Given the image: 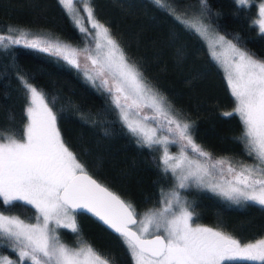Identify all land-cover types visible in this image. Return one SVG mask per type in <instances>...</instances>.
Masks as SVG:
<instances>
[{"label": "snow or ice", "instance_id": "snow-or-ice-1", "mask_svg": "<svg viewBox=\"0 0 264 264\" xmlns=\"http://www.w3.org/2000/svg\"><path fill=\"white\" fill-rule=\"evenodd\" d=\"M153 2L191 35L202 40L209 37V26L200 18L208 11L207 0H200L203 9L200 16L188 15L187 11L176 14L164 0ZM235 2L241 8L250 6V0ZM58 3L82 38L95 42L94 49L87 46L78 49L58 36L12 27L9 31L18 34L0 35V50L19 45L78 72L81 70L79 56L84 55L94 66L93 72L83 71L85 83L111 94L129 132L138 137V144L164 147L165 171L175 175L180 169L177 188H187L191 183L227 201L251 202L264 208V59L237 47L225 36L214 34L210 55L218 62L223 58L235 105L232 111L222 115L240 118L243 132L239 139L245 153L257 162L234 165L227 158L213 160L193 139L192 125L172 114L165 97L128 61L109 27L96 19L92 0H58ZM74 4L81 8L77 9ZM81 10L86 13L89 27L84 26V18L79 15ZM258 15L259 19L252 24L264 36V3L258 6ZM89 28L94 30V35ZM216 45L224 51L218 54ZM176 56L182 58L183 50L177 49ZM105 72L112 77L111 86ZM19 80L28 101L26 122L19 137L14 132L0 131V208L6 206L0 210V241L11 246L17 259L12 261L0 255V264H111L90 244L82 242L78 248L69 247L55 235V228H49L50 222L57 228L62 225L79 237L81 230L76 216L80 214H90L117 234L133 264H264V238L242 242L219 226L194 224V212L176 190L170 196L161 192L163 203L159 209L138 213L132 202L95 179L65 141L57 124V113L50 106L56 98L46 97L43 89L24 77ZM143 107H150L154 115L140 117ZM161 117L162 131L174 139L170 140L169 135L158 137L154 128L145 130L143 121ZM177 142L182 144L178 159L167 152V146ZM186 150L195 153V157H189ZM173 159L176 162L170 164ZM20 205L35 210L36 223L5 214L6 210ZM137 215L142 216L139 222Z\"/></svg>", "mask_w": 264, "mask_h": 264}, {"label": "trees", "instance_id": "trees-1", "mask_svg": "<svg viewBox=\"0 0 264 264\" xmlns=\"http://www.w3.org/2000/svg\"><path fill=\"white\" fill-rule=\"evenodd\" d=\"M169 1L177 10H191L200 3ZM260 1L250 0V6L241 8L235 0H207L206 18L218 33L264 59V36L252 24ZM92 6L94 16L109 27L128 61L165 97L177 116L192 125L197 144L212 157L227 158L234 165L252 159L239 139L240 118L222 115L235 105L222 69L204 40L191 35L153 0H92ZM12 27L46 31L75 46L84 41L58 0H0V35L7 36ZM177 49L183 50L180 59ZM19 77L43 89L46 97L56 98L50 106L57 113L65 141L90 174L132 202L138 213L160 206L162 191L181 190L186 206L194 212L193 222L219 226L242 242L264 237V208L251 202L228 203L196 185L177 188L158 152L135 141L108 92L85 83L81 71L19 45L0 50V131L19 137L26 122V92ZM5 213L25 221L36 216L25 205ZM76 220L79 237L70 229L57 228L63 242H86L111 264H133L117 234L88 214L77 215ZM0 250L17 258L8 247Z\"/></svg>", "mask_w": 264, "mask_h": 264}, {"label": "rangeland", "instance_id": "rangeland-1", "mask_svg": "<svg viewBox=\"0 0 264 264\" xmlns=\"http://www.w3.org/2000/svg\"><path fill=\"white\" fill-rule=\"evenodd\" d=\"M199 2H200V0H199ZM164 3H166V4H169V5H171L172 6V8H174L175 9V12H176V14H182L183 12H185V11H187V13H188V15H196V16H200V14H201V11H203V9H202V7H201V5H200V3H198L197 5H194L195 7H193V9H191V10H184V9H182V10H177L176 9V7H174V5L171 3V1H169V0H164ZM262 3H264V0H261L260 2H258L257 3V9H258V6L260 5V4H262ZM74 7H76L77 9H80L81 8V5H79V4H74ZM258 12V11H257ZM79 15L81 16V17H83L84 19H83V23H84V26L85 27H89V24H88V20H87V18H86V13L84 12V11H80L79 12ZM200 18H201V20L203 21V23H205L206 25H208L209 26V29H210V35H209V37H206V38H204L203 40H204V42L206 43V45H207V48H208V50H209V52L211 53V51L213 50L212 49V46H211V41H212V39H213V37H214V34H217L218 32L215 30V29H213V27L210 25V23H209V21L207 20V18H206V13L203 15V16H200ZM257 19H259V15L257 14V17H256V19L255 20H257ZM24 28V27H23ZM26 29H29V28H26ZM34 33H37V34H47V35H50V33L49 32H46V31H40V30H34V29H31ZM89 30L90 31H92L93 32V35L95 34L94 33V30H92V29H90L89 28ZM9 33L11 34V35H13V36H15V35H17L18 33L17 32H8V35H9ZM219 35H222V34H220V33H218ZM224 36V35H223ZM53 37V36H52ZM226 39H228V38H226ZM228 40H230V39H228ZM117 42V41H116ZM73 47H76V48H78V49H83L85 46H87V47H89L90 49H94V47H95V42L91 39V38H88L87 40H85L84 39V41H83V43L81 44V45H79V46H75V45H72ZM238 47V46H237ZM215 50H216V52L219 54V53H222L224 50L219 46V45H216V48H215ZM103 51V50H102ZM93 55H95V52H93ZM222 59L223 58H221V61L220 62H218V61H216L219 65H220V67H221V69H222V72H223V74H224V77H225V79H226V76H227V70H226V67H225V65L222 63ZM79 60H80V63H81V72H82V76H83V71H85V70H87V71H89V72H93V69H94V66L91 64V61L90 60H88V59H86V57L84 56V55H81V56H79ZM94 74V73H93ZM105 78H107L108 80H109V86H111L112 85V77H111V75H110V73H108V72H105ZM227 81V80H226ZM97 83H99V81L97 82ZM228 84V83H227ZM96 88H101V87H96ZM111 95V94H110ZM111 98H112V96H111ZM27 99V98H26ZM28 103V101L26 102V104ZM121 103H124V101H123V99L121 100ZM128 103H131V101H128ZM166 104L167 105H169L167 102H166ZM118 109V108H117ZM170 110H171V112H172V114L174 115V116H176L177 118H179L178 116H177V114L172 110V108H171V106H170ZM232 111V110H231ZM118 112H119V115H120V111H119V109H118ZM152 115H154V112H153V110L150 108V107H143V108H141L140 109V117H143V116H152ZM120 118H121V115H120ZM133 119H139L138 117H135V116H133L132 117ZM180 119V118H179ZM121 120H122V118H121ZM181 120H183V119H181ZM122 122H123V120H122ZM143 123L145 124V130L146 131H148L149 129H156L157 131H156V135L158 136V137H161V136H163V135H169V139L171 140V139H174V137H172L171 136V134H168V133H165V132H163L162 131V123H163V118L161 117V118H159L158 120H151V119H149L148 121H143ZM123 124L126 126V124L123 122ZM126 128H127V126H126ZM128 129V128H127ZM4 134H8V132H4ZM133 135V134H132ZM131 135V136H132ZM133 137H134V139H135V141L137 142V139H138V137H136V136H134L133 135ZM181 147H182V144L180 143V142H177V143H175V144H172V143H170L168 146H167V152H168V155L170 156V157H173V158H179L180 157V150H181ZM153 149H155L157 152H158V154H159V158H160V161H161V164H162V167L164 168V170L166 169V165L164 164V151H165V149H164V147L162 146V145H154L153 147H152ZM187 151V155L189 156V157H195V153H193V152H191L190 150H186ZM252 157V159H250V160H244V161H242L241 163H243V164H254V163H256L257 161L254 159V157L253 156H251ZM213 158V160H216V159H218V158H214V157H212ZM202 159V158H201ZM176 162V160L175 159H173V160H170L169 161V163L171 164V163H175ZM171 174H172V176H173V178H174V180H175V182L178 184L179 183V180L177 179V177H178V175L180 174V169L178 168L177 169V172H176V174L174 175L171 171H169ZM190 183V182H189ZM190 185H195V184H191L190 183ZM197 186V185H196ZM199 188H202V189H205V190H207L206 188H203V187H200V186H198ZM173 190H166V191H164V195L165 196H170V194H171V192H172ZM179 193H180V196H181V198H182V200L185 202V197H186V195H185V193L184 192H182L181 190H179L178 191ZM217 195V194H216ZM218 196V195H217ZM220 198H222L223 200H225L223 197H221V196H219ZM162 200V199H161ZM225 201H227V200H225ZM228 203H231V204H241L242 202H245V201H240L239 203H236V202H233V201H227ZM162 203H163V201H161V204H160V206H158V207H156V208H151V209H148V210H154V209H159L160 207H161V205H162ZM186 203V202H185ZM147 211V210H146ZM145 212V211H144ZM5 214H7V215H14V214H8V213H5ZM14 216H16V215H14ZM138 217V222H139V220L140 219H142V216L141 215H139V216H137ZM26 223H36V220H35V218L33 219V220H26L25 221ZM194 224H196V223H199V222H193ZM200 225H202V226H207V227H213V226H210V225H208V224H204V223H199ZM60 227H63L62 225L60 226ZM134 227V229H135V226H133ZM49 228H55L56 229V231H55V235L57 236V227L55 226V224L54 223H51L50 222V224H49ZM262 238H264V237H262ZM262 238H259V239H262ZM60 239V238H59ZM61 240V239H60ZM256 240H258V239H256ZM62 241V240H61ZM253 241H255V240H253ZM63 242V241H62ZM63 243H65V242H63ZM67 246H69V247H72V248H78V247H80L81 246V243H79V244H76V245H72V244H69V243H65ZM1 246H5V247H8V248H10V249H12L11 248V246H9V245H6L3 241H0V247ZM0 255H2V256H6L9 260H12V261H16V259L17 258H14V257H11V256H9L7 253H4V252H2L1 250H0ZM102 257V256H101ZM103 259H105L104 257H102Z\"/></svg>", "mask_w": 264, "mask_h": 264}, {"label": "water", "instance_id": "water-1", "mask_svg": "<svg viewBox=\"0 0 264 264\" xmlns=\"http://www.w3.org/2000/svg\"><path fill=\"white\" fill-rule=\"evenodd\" d=\"M95 178V177H94ZM96 179V178H95ZM99 181V180H98ZM100 182V181H99ZM105 185V184H104ZM106 186V185H105ZM108 187V186H107ZM110 190H112V189H110ZM113 191V190H112ZM115 192V191H114ZM116 193V192H115ZM122 198V197H121ZM123 199V198H122ZM88 215H90V214H88ZM91 216V215H90ZM93 217V216H92ZM94 218V217H93ZM96 219V218H95ZM97 220V219H96ZM137 220H138V217H137ZM106 227V226H105ZM133 227V226H132ZM107 228V227H106ZM134 228V227H133ZM108 229V228H107ZM110 230V229H109ZM111 231V230H110ZM113 232V231H112Z\"/></svg>", "mask_w": 264, "mask_h": 264}]
</instances>
